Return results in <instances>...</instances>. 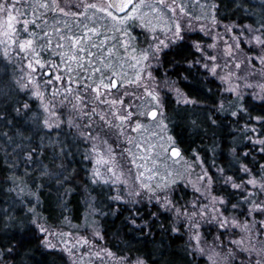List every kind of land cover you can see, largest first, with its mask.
<instances>
[{"label": "trees", "instance_id": "16d2710c", "mask_svg": "<svg viewBox=\"0 0 264 264\" xmlns=\"http://www.w3.org/2000/svg\"><path fill=\"white\" fill-rule=\"evenodd\" d=\"M183 2L190 5L196 16L209 18L215 12L217 20L224 24L258 26L260 19V0ZM48 3L52 7L51 0ZM213 3L216 4L214 11ZM249 8L252 11L246 10ZM40 13L47 17L40 20V29L34 27L41 58L54 59L58 44L65 47L58 46L56 53L59 50L67 53L70 47L77 59L72 61L65 56L64 60L71 61L75 70L80 68L78 78L83 77L81 81L87 82L90 90L94 88L96 81L87 77L93 68L102 65L101 57L113 46L112 41H87L82 34V43L73 47L71 37H76L81 29L85 31L83 19L44 8ZM136 28L132 31L137 32ZM108 30L100 27L101 36L108 35ZM26 36L31 38V32ZM51 38L54 44L50 43ZM203 40L201 33L188 34L163 52L162 68L157 70L159 76L166 74L175 80L195 101L191 106H184L167 94L161 119L182 148V155L192 161L200 159L213 176L214 187L228 199V204L241 205L247 211L249 205L240 200L247 193L222 183L223 176L218 169L222 168L225 175H231L238 182L264 175V143H260L264 140V123L253 119L264 116V98L247 93L238 99L237 95L226 94L218 79L210 76L201 64L203 55L193 43ZM119 47L123 51L122 45ZM23 62L19 56L5 54L0 43V263L70 264L66 253L44 246L36 218L43 217L52 227L67 221L81 223L93 208L97 210L104 244L119 256L142 258L146 264H208L205 256L190 249L187 234L174 230L172 212L148 201L117 203L110 186L92 181L84 142L76 130L65 125L47 130L38 101L30 97L29 91L20 90ZM106 75L104 71L101 79ZM240 103L247 113L238 109ZM24 104L28 109L22 107ZM232 112L237 114L233 116ZM156 135L151 134L149 138ZM161 160L164 161L163 157ZM161 160L157 158L160 168L165 165ZM244 165L251 170V175L243 171ZM164 179L165 184L169 183L168 191L174 190L172 199L176 203L191 198L192 192L184 186V181L170 183V179ZM254 190L258 195L251 199L262 200L264 195L259 193L264 189Z\"/></svg>", "mask_w": 264, "mask_h": 264}, {"label": "rangeland", "instance_id": "374dc122", "mask_svg": "<svg viewBox=\"0 0 264 264\" xmlns=\"http://www.w3.org/2000/svg\"><path fill=\"white\" fill-rule=\"evenodd\" d=\"M183 1L175 0V4H182L187 12L191 13L190 16L182 12L179 7L173 13L167 7V5L173 4V0H164L163 4L159 0H144L143 6L137 9L138 15L125 25H121L119 21H114L111 16L101 11L100 8L86 9L82 6L92 3L106 5L107 0H59L60 7L65 9L64 15L72 18H82L83 27L85 25L88 29H96L95 32H86L81 29L80 34L77 33L76 35L78 39L83 34L87 41L96 40V42H99L104 39L113 43L110 48L111 51L109 49L104 54L102 65L97 68L98 71L92 72L87 77L96 81L95 85H92L94 88L91 90L87 87V82L81 81L84 79L83 77L78 78L80 68L75 70L71 61L64 60L65 56L68 59L69 56H74L70 47L67 48L69 49L67 53H60L61 50L56 53L58 52L56 49L58 46H64V44H58L53 53L56 54V59L49 57V59L43 60L38 49V41L35 39L33 47L40 56L24 52L15 44L0 43L4 52L7 50V53L15 56H18L17 53L19 52L21 61L24 60L23 64L25 65L23 71L20 72L22 75L21 81L20 77L19 81L20 84H27L28 87H20V90L22 93L29 91L30 97L38 101L43 117L52 125L51 127L44 125V127L47 130H53L65 125L76 130L77 135L84 142L85 159L90 162L92 181L110 186L114 191L112 198L115 202L135 204L140 201H148L149 203H159L162 209L172 212L176 229L187 234L190 249L196 254L205 256L208 264H225V256H228L227 264L240 263L241 260L247 264L249 257L247 253H243L236 241L244 238L246 245L259 249L264 247V235L249 236L241 225L247 221L253 234L264 233V214L261 213L260 209L250 211V206L245 211V208L241 205L228 204V199L214 187V178L207 167L202 165L200 159L192 161L185 158L184 155L174 159L169 155L171 147L174 145L179 146V144L172 134L167 132L163 119H161L164 114V98L170 93L177 104L184 106H191L195 100L190 99L175 80L169 78L166 74L159 76L157 70L162 68L160 62L163 52L177 43L178 40H181L172 39L175 32L174 24L176 20H179L182 29L180 35L183 38L185 35L196 33H201L204 36V40L198 42L200 47L195 46L199 53L203 55L201 64L202 66L204 64L209 66L207 70L210 76L218 79L226 94L235 96L237 93L239 95L251 93L254 97L263 99L264 63L259 59H249V57L253 53L256 57H261L264 52L259 50V45L249 44L244 39L239 40V48H237L233 33L236 36L243 33L244 36L251 37V32L233 23H220L215 12L213 14L215 19L212 18L213 15L209 18L196 16L192 11L193 9H189L190 5L185 4ZM30 2L36 5L34 10L37 19L35 22L31 20L30 15L33 9L25 7ZM135 2L139 3V0H135ZM39 3H43V0H38V2L37 0H20V3H18L19 13H29V15L14 13V15H17L18 21L29 20L27 29H24L21 23L15 24L18 40L27 39L25 33L36 32L37 30L34 27L40 29V20L47 19V17L41 19L40 9L43 8L38 6ZM152 9H159V11H153ZM2 18L0 16V19ZM94 25L96 26L93 27ZM165 25L171 30L165 31ZM99 26L109 28L108 35H105L107 39L101 36L103 32L100 31ZM133 27H137V32L132 31ZM130 32L134 35L132 36ZM83 37L80 39V44ZM52 38L50 43L54 44ZM3 40L4 38L0 36V41ZM160 41H165L167 46L161 45V50L157 52L154 46ZM44 42L48 43V40L45 39ZM121 45L123 51L119 47ZM210 45L212 47H209ZM229 45L232 49V56L227 55L229 51L227 46ZM72 46L75 47L76 43L73 42ZM119 50H121L120 53ZM144 54H147V59L143 58ZM210 57L216 59L212 60ZM30 59L33 63L37 59L41 63L35 69H30L27 63ZM237 62L239 67L236 66ZM105 65H111V67H105ZM213 65L217 66L215 73L211 71ZM47 70L50 72L49 75L46 74ZM104 71L107 72L104 79L105 84L112 83L113 77L118 78L119 84L116 88L105 89L101 87V92L96 93L95 86L100 83ZM28 73L33 74L34 83L33 80L28 79ZM116 73H119V75H115ZM57 76L60 78L57 79ZM221 77L227 78L221 79ZM124 81H130V83ZM177 90H179V94ZM37 91L41 93L40 96L34 94ZM150 93L159 94L160 106L156 105V98ZM77 96L81 97L79 101L76 99ZM97 96L100 99L95 100ZM186 98L189 99L188 103H185ZM93 100H95V103H93ZM121 100L123 103L104 102ZM129 104L132 105L133 116L128 122H120L118 116L114 114L115 110L119 109V114L125 115ZM81 105L84 106L81 107ZM153 107H157L160 111L154 119L147 115ZM94 110L96 114H93ZM101 112L107 120L112 121L111 125H105L99 114ZM136 121H139L142 125L138 130L135 128ZM118 124L122 126L123 131L120 127H117ZM129 124L131 127H129ZM84 133H90V135H84ZM155 133H157L155 138H149V135ZM129 138H131V143H129ZM139 144H143V149L137 147ZM129 150L132 153L131 155H129ZM162 157L164 161L161 160ZM157 158L158 161L161 160V163L165 164L166 168L163 165H161L162 168L158 167ZM152 159L154 160L153 164L150 163ZM94 170L103 175L105 180H100L98 177L93 179ZM204 172L211 175V184H208L206 178L201 179ZM138 173L143 174L139 180L137 179ZM219 173L223 176L222 183L228 184L226 179L232 176L225 175L224 172ZM109 176H112V179H108ZM116 177L120 178L116 179ZM164 177L170 179V183H173L174 180L184 181V186L192 192L191 198L176 203L172 199L174 190L168 191L169 183L165 184ZM251 177L246 180L251 179ZM141 180L155 191L141 188ZM234 180L237 183L240 182ZM163 184L167 187H164ZM232 189L235 188L232 187ZM235 190L239 191V189ZM119 197H123V199ZM157 197H160V199H157ZM164 197L171 201L167 206ZM213 197H223L224 201H214ZM261 201H264V197L262 200L255 202L260 203ZM233 205L236 207H233ZM213 208L218 209V211L213 212ZM91 209L86 213L85 219L81 223L67 221L63 225L52 227L45 222L43 217H37L35 221L37 228L42 225L47 229V232L40 231L44 246L51 250L58 249L66 253L70 259V264H122L120 259L122 257L127 258L124 264H132L137 258L130 259L126 256H119L104 244L101 226L96 214L97 210ZM178 209L179 211H177ZM201 209L206 213L205 216L192 215V213H196ZM238 211L243 212L238 213ZM184 213H187V215ZM222 217H228L229 220L235 219L239 223L220 228L218 221L222 220ZM197 224L199 228L194 227ZM197 233L200 235L199 241L195 238ZM46 240L51 242L54 247H47ZM201 248L203 251H200ZM229 248L232 249L235 256L228 255ZM69 249H71V252L68 251ZM251 259H258V257L254 253Z\"/></svg>", "mask_w": 264, "mask_h": 264}, {"label": "snow or ice", "instance_id": "6c2138e0", "mask_svg": "<svg viewBox=\"0 0 264 264\" xmlns=\"http://www.w3.org/2000/svg\"><path fill=\"white\" fill-rule=\"evenodd\" d=\"M38 2V0H37ZM159 2L161 4L164 3V0H159ZM18 3H20V0H0V16H2L3 18L0 19V29H2V31H0V36H2L4 38L3 41L0 42H6L8 44H15L18 46L19 49H21L24 52H30L31 54H34L35 56H39V53H37L35 51V48L33 47L34 44V38L37 37V33L36 32H32L31 36L33 38H29V39H17V29L15 27L16 23H21L22 27L24 29H27L29 26V20L28 19H23L22 21H18L17 20V15H14V13H17L19 15H29L28 12L25 13H19L18 10ZM144 3V0H139V3H134V0H107V4L106 5H101V4H96V3H92V4H85L82 5L84 8H100L101 11H103L104 13H106L108 16H111L112 19L114 21H119L121 25H125L128 21L134 19L138 13H137V9L142 7ZM51 4L52 7H50L48 0H43V3H39V7L47 9L49 11L55 10V11H59L61 13L65 12L64 8H61L59 5V0H51ZM175 5V6H174ZM26 8H31L33 9V11L31 12V20L33 22L36 21L37 17L35 15V7L36 5L32 4L31 2L27 5H25ZM167 7L173 12L175 13L176 8L179 7L180 10L182 12H185L187 15H191V13H188L187 10L184 8V6L182 4L176 5L175 4V0H173V4H169L167 5ZM260 7H261V11H260V19L257 21V25L258 26H254V25H244L242 26L243 28H246L249 32L252 33L251 37L248 36H244L243 33H241L240 36H236L235 33H233V37L234 40L236 42V47L239 48V40L244 39L247 40V42L249 44H256L260 46V51L264 52V0H260ZM211 8L213 9V11L216 8V4L213 3L211 5ZM125 10H127V14L126 15H118L117 13H123L125 12ZM153 11H159V9H152ZM248 11H252V9H246ZM213 19H215V16L213 15L212 17ZM41 19H46V17L43 15V13L41 14ZM55 23V22H54ZM147 26V25H145ZM203 27V26H202ZM174 28H175V32L173 33L172 39L176 40V39H183V37L180 35V32L182 31L181 29V25H180V21L176 20L175 24H174ZM86 32H95L96 29H88L85 28L84 29ZM164 30L165 31H170L171 29H169L166 25L164 26ZM153 31H155V29H153ZM25 35H27V33H25ZM45 36L47 34H44ZM72 41L79 44L80 43V39H82V37L80 39H78L77 37L73 36L71 37ZM105 39H107V37H105ZM161 45H164L165 47L167 46L165 41H160L158 44H156L155 50L158 52L161 50ZM195 46L197 48L200 47L198 42H195ZM41 47H43L41 45ZM209 47H212L211 45ZM229 48V51L227 53V55L232 56V49L231 46H227ZM111 51V49L109 50ZM201 51H203V49H201ZM5 54H7V50L5 51ZM17 55L19 56L20 53L18 52ZM144 59H147V54H144L143 56ZM69 59L72 61H75L77 59V57L75 56H69ZM210 59L215 60V57H210ZM233 59H235V57H233ZM249 59H259L262 63H264V55H262L261 57H256L255 54L253 53L251 55V57H249ZM101 60H103V57H101ZM28 67L30 69H35L38 65H40L41 61L40 60H36L35 63H33V61L30 59L28 60ZM191 63V62H189ZM237 67H239V63L237 62ZM105 67H111V65H105ZM204 68H208L209 66L207 64L203 65ZM216 65H213L211 68V71L213 73H215L216 71ZM93 72H97L98 69L93 68L92 69ZM115 75H119V73H116ZM149 75H151L149 73ZM28 79L33 80V83L35 82L34 80V76L32 73H28L27 74ZM60 77L57 76V79H59ZM227 77H221V79H226ZM110 79V78H109ZM139 79V77H138ZM125 83H130V81H124ZM115 84L114 83H108L105 84L103 78L101 79L100 83L97 84L95 86V92L96 93H100L101 92V87L108 89V88H112L114 87ZM20 87H28L27 84H20ZM178 94H179V90H177ZM37 96H40L41 93L40 92H36L34 93ZM150 95H153L156 98V105L160 106V100H159V94L158 93H150ZM238 99H239V93H237ZM76 99L79 101L81 99V97L77 96ZM100 99L99 96H97L95 98V100ZM95 100H93V103H95ZM105 103H112V104H117V103H123V101H104ZM189 99H185V103H188ZM84 105H81V107H83ZM24 109H28V105L24 104L22 106ZM131 107L132 105L129 104L127 106L126 109V114L125 115H120L119 114V109L115 110V115L118 116V119L120 122H128L130 120V118L133 116V113L131 111ZM238 109L242 110L244 113H247V109L244 108L243 103H240L238 105ZM17 111H19V109H17ZM93 114L95 113V110L93 111ZM101 116V119L104 121L105 125H111L112 121L107 120V118L104 116V114L101 112L99 113ZM237 113L236 112H232V115L235 116ZM147 115H150L151 117L155 118L158 115L157 112V107H153L151 109L150 112L147 113ZM253 119L257 120V121H261L262 123H264V116H256ZM43 123L47 126V127H51L52 125L48 123L47 120L43 121ZM91 123V121H90ZM117 127L121 128V131H123V128L120 124L117 125ZM129 127H131V125L129 124ZM142 127V125L139 123V121H136L135 123V128L138 130ZM247 127V125H246ZM84 135H90V133H84ZM171 139V138H169ZM131 138H129V143H131ZM260 143H264V140H261ZM138 148L143 149V144H139L137 145ZM264 151V150H262ZM172 155L173 156H178L179 155V149L177 148H172L171 149ZM131 151L129 150V155H131ZM147 171V169H146ZM218 171L223 172V169H218ZM243 171L246 174L251 175V170L247 167V165L243 166ZM95 172V170H94ZM114 175V172H113ZM142 173H138L137 174V179L139 180L140 177L142 176ZM99 178L100 180H105V177L103 175H101L99 172H95V175L93 177V179ZM120 177H116V179H119ZM207 179L208 184L212 183V177L210 174H208L207 172H204V175L201 177V179ZM108 179H112V176H109ZM174 182V181H173ZM227 183H230L231 187L235 188V189H243L247 194L245 196H241L240 200L241 202L247 203L250 207L249 210L250 211H255L256 209H260L261 213L264 214V201H261L260 203H256L255 201H253L251 198L254 196H257L258 193L254 190L256 187H259L260 189H264V175H262V177L260 179H257L255 176H252L251 179L249 180H242L239 183H237L233 177H227L226 179ZM252 186V187H246V186ZM140 187L143 189H149L150 191H155L154 189H150V186L146 183L143 182V180L140 181ZM164 187H167L166 185ZM137 195L139 193H136ZM259 195H264V192L259 193ZM120 199H123V197H119ZM157 199H160V197H157ZM214 201H224L223 197H213ZM164 202L165 205L167 206L168 204L171 203V201L168 200L167 197H164ZM233 207H236L235 205H233ZM179 211V209L177 210ZM213 212H217L218 209L213 208L212 209ZM185 215H187V213H184ZM192 215H200V216H205L206 213L203 212V210L201 209L200 211L196 212V213H192ZM222 216V213H221ZM239 222L236 221L235 219L229 220L228 217H222V220L218 221V225L220 228H226L229 224H238ZM39 227V231L41 232H47V229L45 227H43L42 225L38 226ZM194 227L199 228V225H194ZM241 227H243L246 232H248L249 236H258V235H264V233H252V229L249 226L248 222L246 221L243 225H241ZM176 231H178V229H174ZM196 240L199 241L200 239V235L199 233L196 234ZM47 247L49 248H53L54 245L49 242V241H45ZM222 243V242H221ZM236 244H238L241 249L243 250V253H247V256L249 257L247 264H264V247H261L259 249L253 247H249L248 245L245 244V240L244 238H241L240 240L236 241ZM69 252H71V249L68 250ZM200 251H203V249L201 248ZM255 253V255L258 257V259H251V257L253 256V254ZM0 255H2V253H0ZM230 256H235V253L232 251L231 248H229V254ZM122 261V264H124V262L127 260V258H120ZM225 260V264H227L228 261V256L224 257ZM132 264H146V262L140 258H137L135 261L132 262ZM240 264H245V261L241 260Z\"/></svg>", "mask_w": 264, "mask_h": 264}, {"label": "water", "instance_id": "95a60500", "mask_svg": "<svg viewBox=\"0 0 264 264\" xmlns=\"http://www.w3.org/2000/svg\"><path fill=\"white\" fill-rule=\"evenodd\" d=\"M134 3H136L135 0H134ZM126 13H127V10H125V12H123V13H117V14H118V15H124V14H126ZM46 72H47V73H46L47 75L50 74V72H49L48 70H47ZM112 83L115 84V86L112 87V88H116V87L118 86V84H119V80H118V78H117V77H113V78H112ZM150 111H151V109L149 110V112H150ZM157 112H158V114H159V112H160L159 109H157ZM157 116H158V115H157ZM157 116H156V117H157ZM149 117L152 118V119H154V118L151 117L150 115H149ZM156 117H155V118H156ZM172 148H177V149H179V155H178V156H173V155H172V152H171V149H172ZM171 149H170V151H169V155H171L174 159L180 158V157L182 156V152H183V150H182V148H181L180 146H178V145H174V146L171 147Z\"/></svg>", "mask_w": 264, "mask_h": 264}]
</instances>
